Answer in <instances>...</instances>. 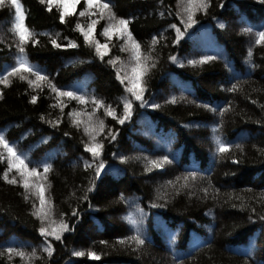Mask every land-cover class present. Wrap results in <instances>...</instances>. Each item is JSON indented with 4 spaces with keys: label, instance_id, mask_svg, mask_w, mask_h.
Wrapping results in <instances>:
<instances>
[{
    "label": "trees",
    "instance_id": "obj_1",
    "mask_svg": "<svg viewBox=\"0 0 264 264\" xmlns=\"http://www.w3.org/2000/svg\"><path fill=\"white\" fill-rule=\"evenodd\" d=\"M19 2L34 34L25 45L29 64L88 102L58 96L46 81L30 87L28 79L35 78L28 73L25 80L16 75L0 84V133L37 168L41 176L30 182L44 184L53 219L71 229L59 241L48 237L51 256L43 250L35 189L25 191L0 148V264H264V43H255L256 32L264 30V0H209L207 12L196 11L197 23L186 31L179 0H105L117 18L129 21L141 57H150L142 77L144 106L125 91L128 81L117 79L118 71L130 74L134 61L125 39L102 35L107 10L103 18L95 8L80 16L87 7L80 0L61 23L56 5L49 11L39 0ZM14 18L5 0L0 76L20 55ZM93 19L95 39L108 44L103 59L75 27L87 28ZM172 24L184 33L178 44ZM71 42L77 47H67ZM204 56L216 58L189 63ZM92 97L117 117L131 100V118L119 124L104 107L94 109ZM101 120L96 142L103 147L94 159L85 145ZM218 141L229 151L220 153ZM100 161L104 168L96 175ZM44 164L50 165L47 174ZM6 171L17 183L5 180ZM137 235L144 245H136ZM8 247L26 256L9 254ZM90 251L99 259L89 258Z\"/></svg>",
    "mask_w": 264,
    "mask_h": 264
},
{
    "label": "snow or ice",
    "instance_id": "obj_2",
    "mask_svg": "<svg viewBox=\"0 0 264 264\" xmlns=\"http://www.w3.org/2000/svg\"><path fill=\"white\" fill-rule=\"evenodd\" d=\"M41 4H47L48 10L51 11L53 5H56L59 11V19L61 23L65 21L66 15H69L67 11V4L71 2L72 7L75 8V5L80 2V0H39ZM85 4L87 5L86 9L84 11H81L79 13L80 16L85 15H92V13L89 11L90 9H98L100 18L104 17L105 10H107V19L108 23L103 28L102 35L109 40H111L113 35H117L118 37L125 39L131 46L132 50V60L134 61L133 66L131 67L130 74L126 73L124 76L120 75V72H117V79L120 80V82L123 84L125 80L128 81V85L125 87V91L131 93L132 97L136 101L141 102V106H144V99L143 94L145 91V87L142 84V77L147 72V67L144 61H147L150 59V57H141L140 52V44L133 38L131 32L128 30V24L129 21L124 18H117L115 13L111 10V5L109 2H105V0H84ZM11 6L15 9V18L13 22V29L15 34L19 38V43L17 44V47L19 49V57L17 58L15 62V66L11 67L10 70H6L5 74L0 76V84L7 85L9 83V77L19 75V78L21 80L27 79L24 73L30 74L35 79H28V84L30 87L35 85L37 88L41 87L40 82L46 81L48 83V87L55 93H57L58 96L62 97H68L69 99H75L78 100L81 104L87 103L88 100L86 97L82 95H77L74 91H63L56 87L55 84L51 83L48 76L43 74L42 71L37 68L33 67L29 64L27 59L25 58V45L28 43V41L33 37V33L30 31V29L26 26V14L23 10L22 4L19 2V0H10ZM179 3L183 5L181 11L184 13V17L181 18V23L184 25L185 31L188 28H191L194 24L197 23L195 17L196 11H204L207 12V8L209 6V0H179ZM5 4V0H0V6H3ZM186 17V18H185ZM97 20L93 19L91 20L87 28L82 26L80 23L76 24V30H78L81 35L84 38V41L86 44H94L95 45V51L100 56L101 59L108 53L109 48L108 44H101L98 40L95 39L93 33L95 30V26L97 24ZM172 29L176 32L175 37V43H179L184 33L181 31L179 27H177L176 24L170 25ZM32 43H38L36 40H32ZM51 43L54 47L60 48L61 45L57 43L56 39H52ZM156 43L155 38L153 39V44ZM256 44L264 43V30H260L256 32ZM67 47L75 48L77 47L75 42H71L67 45ZM122 51L125 50L124 48L121 49ZM249 55H251V52H249ZM216 57L213 56H204L201 60H190V64H197V63H206L208 61L214 60ZM169 59L173 62H176V57L169 56ZM109 63L115 65V60H110ZM151 67H155V64L153 63ZM235 85H233V89L235 90ZM36 96H32L31 102H36ZM92 103L95 108L104 107L105 112L107 115L113 117V119H116L119 124H124L126 120L130 119L132 116V101L125 99L123 102V114L117 117L115 109H113L110 105H104V102L102 100L96 99L95 97H92ZM174 102V101H173ZM153 107H157V105H153ZM62 108V106H61ZM76 113H69V115H75ZM76 123V121H74ZM104 129V122L101 120L98 124V129H96L93 133H89L91 136L92 143L91 145L86 144L85 145V151L90 152L94 159L99 158L101 155L102 147L103 145L99 142H96V135L99 134V132H102ZM85 131L88 132L89 129L86 127ZM111 139L115 140L116 135L113 133H110ZM218 151L220 153H225L229 151V145L225 144L222 141H218ZM0 148H3L9 157V171L12 168H16L17 172L22 178V186L27 192L29 189H35L34 194L37 196L39 200V208L33 213L34 216H36L40 222L41 227L39 228V234L44 238L45 246L44 251L48 253L49 256L52 255V246L47 243L48 237L52 236L55 240L59 241L61 240V236L64 232L70 231V226L64 222L63 220H60L58 223L55 219L52 217V204L50 201L46 200L45 197V186L43 183H37V182H30V177L40 178L41 174L38 172L36 167H29L28 163L26 162L25 157L20 154L16 148L10 144V142L5 138V136L0 133ZM165 161H167V157L164 158ZM154 167L160 168L162 167V163H157L156 161L151 162ZM87 167H91V165H87ZM104 168L103 161H100L96 166V175L100 174V170ZM43 171L45 174H47L50 171V165L44 164L43 165ZM194 178V173L191 174ZM5 180H7L8 183L15 184L17 181L15 179L8 180L7 171L4 174ZM43 179H47L46 175H44ZM187 179V178H186ZM91 191V189H89ZM27 199V197H25ZM155 206V205H154ZM35 208V204L33 205ZM77 213L74 211L73 215L75 216ZM261 219H264V217H261ZM137 246L144 245L145 240L142 239L139 235L132 238ZM6 251L9 254H15L21 259H23L26 256V253L22 250L15 249L13 247H8ZM73 255L77 257H83L85 253L83 251H75ZM31 256H35V251L31 253ZM88 257L92 259H99V256L95 252H88Z\"/></svg>",
    "mask_w": 264,
    "mask_h": 264
},
{
    "label": "rangeland",
    "instance_id": "obj_3",
    "mask_svg": "<svg viewBox=\"0 0 264 264\" xmlns=\"http://www.w3.org/2000/svg\"><path fill=\"white\" fill-rule=\"evenodd\" d=\"M73 10H74V8L72 7L71 2H69V3L67 4V11H68V13H72Z\"/></svg>",
    "mask_w": 264,
    "mask_h": 264
}]
</instances>
